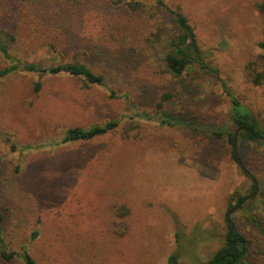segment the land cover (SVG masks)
I'll use <instances>...</instances> for the list:
<instances>
[{
	"label": "rangeland",
	"instance_id": "rangeland-1",
	"mask_svg": "<svg viewBox=\"0 0 264 264\" xmlns=\"http://www.w3.org/2000/svg\"><path fill=\"white\" fill-rule=\"evenodd\" d=\"M138 1L131 10L112 0H0V31L13 36L17 59L82 63L105 78L0 77L5 247L24 246L38 264H167L171 253L205 264L231 239L230 219L247 240L244 257L264 264V138H241L227 94L264 130V0H164L187 17L208 65L181 76L163 61L170 16ZM8 65L0 52V69ZM163 110L192 125L161 123ZM109 120L118 125L103 135L60 142L67 128Z\"/></svg>",
	"mask_w": 264,
	"mask_h": 264
},
{
	"label": "trees",
	"instance_id": "trees-1",
	"mask_svg": "<svg viewBox=\"0 0 264 264\" xmlns=\"http://www.w3.org/2000/svg\"><path fill=\"white\" fill-rule=\"evenodd\" d=\"M114 2L123 1L129 9L138 10L142 8V4L138 0H112ZM154 4L161 10L166 12L171 18L172 35L170 40L164 45L163 61L166 70L174 76H181L183 73L197 65L200 68H207L208 65L204 60L202 51L198 46L196 34L192 25L189 23L187 17L180 11L178 7L172 8L168 6L164 0H153ZM261 11L264 9V4H259ZM4 33V36L0 38V52L9 60V65L0 69V77L13 73L15 71H27L33 72L42 78L49 75L67 74L76 77L83 78L87 84L104 85L105 78L103 75L95 72L89 66L76 63V62H57L55 64H41L36 62H22L13 56L9 51V40H13V36L8 32L0 31V34ZM9 38V40H7ZM6 41H5V40ZM157 41L160 39L156 38ZM259 46L264 49V42H260ZM255 82H259L262 75L259 73ZM40 81H36L34 84L35 91L39 90ZM230 97L231 107L230 116L231 121L236 128V132L239 133L242 139H254L257 137L264 138V130L258 126V123L254 116H252L247 109L236 99L230 92L227 93ZM169 93H163L157 104L158 109L162 108L164 102L167 101ZM142 117L148 119L154 117L152 114L143 112ZM156 118L161 122L168 125H184L190 126L192 123L181 116L165 112H160ZM116 120H109L103 123L94 124L88 128L83 127H70L63 131V137L61 143L91 140L97 136L103 135L117 126ZM236 132L229 135L228 141L231 146L232 158L238 161L235 153V137ZM245 197H238L236 204L241 202ZM235 204V205H236ZM233 205V206H235ZM232 206V207H233ZM230 207V209L232 208ZM229 209V210H230ZM2 214L0 212V258L6 262L12 261L15 258H19L23 264H38L34 257L25 249L24 246L20 248V251L8 250L5 247V243L2 237ZM254 221V219H253ZM229 228L231 224H229ZM233 226V225H232ZM226 245L216 249L212 255L207 259L205 264H256L251 262L250 259L244 257L247 247L246 238L232 228V231L228 235ZM232 241L234 245H232ZM167 264H180L178 255L171 253L168 256Z\"/></svg>",
	"mask_w": 264,
	"mask_h": 264
},
{
	"label": "water",
	"instance_id": "water-1",
	"mask_svg": "<svg viewBox=\"0 0 264 264\" xmlns=\"http://www.w3.org/2000/svg\"><path fill=\"white\" fill-rule=\"evenodd\" d=\"M246 198H244L241 202H239V203H237L235 206H233L230 210H229V212H232L233 210H235L244 200H245ZM228 223L229 224H231V227H230V229H229V231H228V235H229V233L232 231V221L230 220V219H228ZM232 245H234V242L232 241Z\"/></svg>",
	"mask_w": 264,
	"mask_h": 264
}]
</instances>
